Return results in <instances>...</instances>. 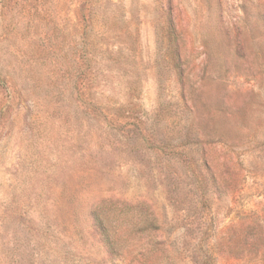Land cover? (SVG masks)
I'll return each mask as SVG.
<instances>
[{"label": "rangeland", "instance_id": "rangeland-1", "mask_svg": "<svg viewBox=\"0 0 264 264\" xmlns=\"http://www.w3.org/2000/svg\"><path fill=\"white\" fill-rule=\"evenodd\" d=\"M0 264H264V0H0Z\"/></svg>", "mask_w": 264, "mask_h": 264}, {"label": "trees", "instance_id": "trees-1", "mask_svg": "<svg viewBox=\"0 0 264 264\" xmlns=\"http://www.w3.org/2000/svg\"><path fill=\"white\" fill-rule=\"evenodd\" d=\"M94 217H95L94 220L99 224V227L101 228L102 226L100 225L102 224L100 223V220L98 219L97 215H95Z\"/></svg>", "mask_w": 264, "mask_h": 264}]
</instances>
